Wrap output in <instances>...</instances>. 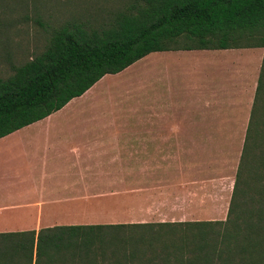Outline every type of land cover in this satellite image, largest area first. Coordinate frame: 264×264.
Returning a JSON list of instances; mask_svg holds the SVG:
<instances>
[{"label": "crops", "instance_id": "crops-1", "mask_svg": "<svg viewBox=\"0 0 264 264\" xmlns=\"http://www.w3.org/2000/svg\"><path fill=\"white\" fill-rule=\"evenodd\" d=\"M263 55L259 46L153 51L105 74L61 109L1 137L0 233L115 223L104 219L120 208L141 209L159 221L182 219L189 203L179 194L171 201L159 189L167 185L152 180L138 191L140 200L129 192L121 203L119 179L111 183L107 166L127 164L148 177L163 168L173 148L203 150L226 164L234 152L240 157V144L231 141L245 136ZM131 181L127 188H135V175ZM208 184H223L222 175L206 179L202 188ZM183 187L177 183L176 190ZM208 202L187 218L217 213L216 202Z\"/></svg>", "mask_w": 264, "mask_h": 264}, {"label": "trees", "instance_id": "trees-1", "mask_svg": "<svg viewBox=\"0 0 264 264\" xmlns=\"http://www.w3.org/2000/svg\"><path fill=\"white\" fill-rule=\"evenodd\" d=\"M264 48V0H127L66 23L0 78V138L105 74L175 48ZM0 264H264V55L225 219L55 225L0 233Z\"/></svg>", "mask_w": 264, "mask_h": 264}, {"label": "rangeland", "instance_id": "rangeland-1", "mask_svg": "<svg viewBox=\"0 0 264 264\" xmlns=\"http://www.w3.org/2000/svg\"><path fill=\"white\" fill-rule=\"evenodd\" d=\"M127 0H0V78H5L12 73V64H18L26 60L29 56L38 54L48 42L53 29L58 28L66 23H83L87 26H98L104 23L107 12L114 7L124 4ZM142 114V111H140ZM126 120V119H125ZM127 123V121H126ZM131 127V124L129 123ZM110 131V130H108ZM244 135L241 139L231 141L233 146L240 144V150L243 144ZM127 142V137L121 139ZM127 151L123 152V158L127 159ZM216 154V153H215ZM224 163L220 156L213 154L205 155L203 150L184 153H176L173 148L169 151L166 160H163L156 171L148 172L138 171V165H133L135 172L124 165L107 166L111 174L112 182H118L119 195L121 203H126L128 193H136L134 201L140 200L137 194L145 189V186L151 184H166L165 190L160 187L161 191L169 192L166 196L171 201H176V194H179L180 200L187 201L184 210L188 212L181 218H170L166 221H193L188 216L193 215V211H201L210 200L216 202L217 213L210 214L208 219L218 220L225 219L227 208L232 192L233 179L237 169L239 157L236 153ZM105 157V156H104ZM108 157V156H107ZM141 158V157H140ZM226 164V165H225ZM132 165V164H131ZM158 167V166H157ZM155 167V168H157ZM154 168V169H155ZM227 173V174H226ZM136 176L135 188H127L133 182L132 176ZM222 175L223 184L209 185L203 187L206 179ZM114 176V177H113ZM231 176L233 177L231 179ZM118 177V181L114 178ZM149 178V181H148ZM160 178V179H158ZM160 180V181H159ZM184 185L180 190H176V185ZM126 187V188H124ZM106 188V186H105ZM109 189V188H106ZM157 189V188H155ZM147 191H150L148 189ZM143 192V191H142ZM195 192V193H193ZM166 197V198H167ZM198 202V206L195 205ZM195 202V204L193 203ZM204 202V203H203ZM202 203V205H200ZM207 203V204H208ZM178 208H175L177 211ZM117 215V216H116ZM108 216L107 222H158L157 216H147L141 209L126 211L120 208L118 214ZM156 215V214H155ZM173 216L174 213H169ZM183 220V218H185Z\"/></svg>", "mask_w": 264, "mask_h": 264}]
</instances>
